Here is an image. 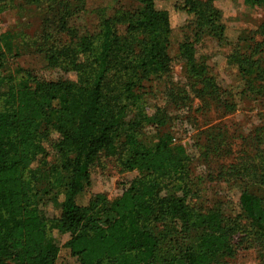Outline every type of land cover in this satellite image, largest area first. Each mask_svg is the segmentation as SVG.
Here are the masks:
<instances>
[{
  "label": "trees",
  "instance_id": "trees-1",
  "mask_svg": "<svg viewBox=\"0 0 264 264\" xmlns=\"http://www.w3.org/2000/svg\"><path fill=\"white\" fill-rule=\"evenodd\" d=\"M30 1L45 5L49 15L39 44L47 64L74 78L41 81L24 71L18 84L16 76L3 73L9 43L0 34V264H211L241 233L264 255L261 199L243 192L237 210L204 214L192 206L200 182L189 170L192 155L171 132L159 131L167 113L150 106L143 87L144 81L162 83L168 105L189 107L198 97L204 106L207 100L223 106L216 77L196 50L205 36L223 34L214 0H183L180 9L191 21L173 57L168 13L156 7L157 0H135L133 9L112 0L109 9L95 10L90 25L78 22L84 0ZM119 24L126 26L123 36ZM257 29L261 39L240 37L225 58L240 78L231 108L240 99L264 100V25ZM175 59L184 63L179 84L171 72ZM196 137L204 159L230 147L221 128ZM251 139L253 153H244L225 173L264 188V125ZM48 145L57 159L38 170L34 163ZM103 157H115L122 170L139 175L111 201L91 192L79 202ZM48 205L52 216L42 209ZM157 223L164 232L152 229ZM53 232L69 234L65 255L53 245L43 249Z\"/></svg>",
  "mask_w": 264,
  "mask_h": 264
},
{
  "label": "rangeland",
  "instance_id": "rangeland-1",
  "mask_svg": "<svg viewBox=\"0 0 264 264\" xmlns=\"http://www.w3.org/2000/svg\"><path fill=\"white\" fill-rule=\"evenodd\" d=\"M4 9L0 12V34H7L9 48L5 51L3 73L8 72L17 77L16 82H21L20 76L24 71L29 72L32 78L41 81L73 79L71 73H67L60 67L49 66L45 60L44 52L39 47L42 28L49 17L46 7L35 5L30 0H3ZM183 0H157L156 7L168 13L171 27L170 54L174 56L177 45L183 39V26L191 21L188 15L180 9ZM135 0L123 2L125 9L137 7ZM82 11L79 13L78 22L87 25L96 21L94 12L97 9H109L113 5L112 0H84ZM212 5L220 10L221 17L217 25L224 28L223 34L205 36L196 45V50L216 77V85L221 95L218 107L214 101H206L193 97L187 104L168 105L164 93V85L153 81H144L143 87L149 92L150 106H162L167 113L165 124L159 127L160 132H171L173 141L182 144L192 155L189 170L193 177H199V190L190 198V204L199 209L202 214L220 208L228 211L231 207L237 210V202L243 192H249L261 199L264 207V188L257 184L249 183L240 178L229 177L226 168L241 158L244 153H253V140L256 130L264 125V100L245 98L236 100L237 106L230 107L231 94L239 90V76L234 69L226 65L225 58L231 54L239 38L252 36L254 41L261 39L258 26L264 25V5L250 4L246 0H214ZM140 7V6H139ZM125 24H119V33L123 36ZM251 33V34H248ZM65 39L64 36H60ZM238 48V47H237ZM171 72L175 83L184 81V63L173 60ZM178 81V82H177ZM218 100V99H215ZM227 106V107H225ZM214 127V133L218 128L223 129L228 136L229 148L220 150L212 159H204L202 150H198L200 144L194 145L196 134L201 130ZM146 134H151V129H146ZM50 137V136H49ZM196 137V138H195ZM53 138V137H52ZM203 145V144H202ZM47 152L41 154L34 163V168L42 170L57 159V153L48 145ZM137 171H124L118 165L115 157L102 158L100 163L91 173L89 187L80 195L79 202L85 203L91 192H102L108 201L119 196L130 184L131 180L138 176ZM39 185L38 183H35ZM38 187V186H36ZM33 186V188H36ZM43 211L52 216L54 208L50 205L42 207ZM155 232H164L160 224H154ZM245 233L236 234L230 250L220 253L213 258L211 264H264V255L254 240ZM69 234L52 233L44 248L50 245L60 249V255H65L64 243L69 239ZM243 237V238H242Z\"/></svg>",
  "mask_w": 264,
  "mask_h": 264
}]
</instances>
